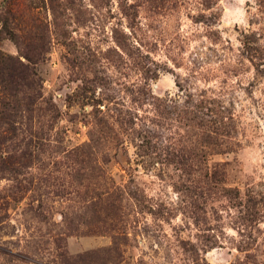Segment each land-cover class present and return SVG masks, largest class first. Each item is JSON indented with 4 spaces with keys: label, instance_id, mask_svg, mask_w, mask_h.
<instances>
[{
    "label": "rangeland",
    "instance_id": "374dc122",
    "mask_svg": "<svg viewBox=\"0 0 264 264\" xmlns=\"http://www.w3.org/2000/svg\"><path fill=\"white\" fill-rule=\"evenodd\" d=\"M0 264H264V0H0Z\"/></svg>",
    "mask_w": 264,
    "mask_h": 264
}]
</instances>
